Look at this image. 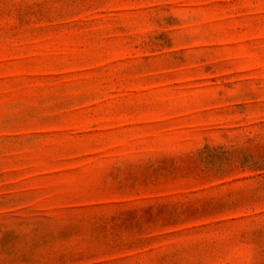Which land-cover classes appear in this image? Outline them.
Masks as SVG:
<instances>
[{
    "label": "rangeland",
    "instance_id": "374dc122",
    "mask_svg": "<svg viewBox=\"0 0 264 264\" xmlns=\"http://www.w3.org/2000/svg\"><path fill=\"white\" fill-rule=\"evenodd\" d=\"M0 264H264V0H0Z\"/></svg>",
    "mask_w": 264,
    "mask_h": 264
}]
</instances>
